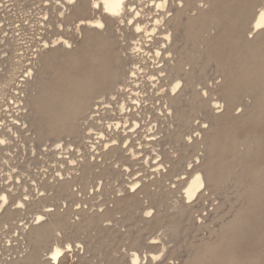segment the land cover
I'll list each match as a JSON object with an SVG mask.
<instances>
[{
	"label": "bare ground",
	"instance_id": "6f19581e",
	"mask_svg": "<svg viewBox=\"0 0 264 264\" xmlns=\"http://www.w3.org/2000/svg\"><path fill=\"white\" fill-rule=\"evenodd\" d=\"M37 3L21 30L76 38L43 40L25 68L15 30L0 37V264H166L182 248L184 264H247L235 243L264 205V141L239 129L264 121V0ZM210 189L240 203L213 229Z\"/></svg>",
	"mask_w": 264,
	"mask_h": 264
},
{
	"label": "rangeland",
	"instance_id": "374dc122",
	"mask_svg": "<svg viewBox=\"0 0 264 264\" xmlns=\"http://www.w3.org/2000/svg\"><path fill=\"white\" fill-rule=\"evenodd\" d=\"M1 2H0V5H2L3 3V9L2 10H4L5 12L7 11L8 13V15L5 13V12H0V14H3V16L1 15L0 16V37H7V35H9V37H10V35H11V33L10 32H13L14 30H15V34H17L16 36L18 37V39H22L21 41L22 42H20V43H23V44H25L24 46H27V47H25V48H27V49H25V52H24V60H26L25 62L27 63H25L24 62V65H25V68L28 66L29 67V65H30V67L31 66H34L35 68L37 67L38 68V66H39V63H38V57H40L43 53H45L46 52V50L44 49V46H42L43 45V40H46L47 38L50 40H53V39H55L56 37H60V35H61V37H64V38H66V39H75L76 38V33H75V30H73L74 28L72 27V28H67V27H64V30H63V27L62 28H59L60 29V31H59V29H58V31L57 32H53V33H49L48 34V32L46 33V31H45V29L42 31L41 29H38L37 30V27H32L33 26V24H26L25 25V27H23V29L24 30H21V26H19V25H21V21H20V19H18L17 20V18L16 17H22V15L20 14V9H21V13H22V6H24L25 5V7H31V5H34L33 6V8L34 7H38L39 6V4H41V3H37L38 2V0L36 1V0H29L28 2V4L26 3L25 4V1H27V0H18L19 1V4H21V6L19 7H17V6H15V4H16V1H8V0H0ZM9 3H8V2ZM22 1V2H21ZM8 3V4H6V3ZM24 2V3H23ZM32 2L34 3V2H36L37 3V5H35L36 3H34V4H32ZM2 3V4H1ZM12 3V4H11ZM13 3H14V5H13ZM9 5V6H8ZM28 5V6H27ZM14 6V7H13ZM8 7V8H7ZM15 7H16V9H15ZM8 10H7V9ZM10 8V9H9ZM19 8V9H18ZM12 9V10H11ZM14 10H17V11H15L14 12ZM10 11H12L11 13H10ZM37 11V10H36ZM12 13H13V15H12ZM16 13V14H15ZM5 14H6V17H8V16H10V18L14 21V23L16 24L15 26L13 25V26H11L12 28H14V29H12V28H7V27H9L10 26V24L11 23H13V21L11 20L10 22H9V20L7 21H5L6 23H5V25H4V21H3V23H2V20H5L6 19V17H5ZM15 14V15H14ZM12 15V16H11ZM20 15V16H19ZM14 16H15V19H14ZM7 22H9V23H7ZM18 22H19V24H18ZM28 21H26V23H27ZM8 24V25H7ZM7 25V26H6ZM4 26V27H3ZM31 27V28H30ZM1 28L3 29V30H1ZM20 30H19V29ZM33 28V29H32ZM10 29H12V30H10ZM19 30V33L17 32V30ZM27 29V30H26ZM7 30V31H6ZM9 31V32H8ZM21 31V32H20ZM1 32H3V33H1ZM6 32V33H5ZM8 32V33H7ZM41 32V33H40ZM21 33H23V34H21ZM43 33H44V35H45V38L44 37H42L41 38V35L42 36H44L43 35ZM2 34V35H1ZM20 34V35H19ZM39 34V35H38ZM60 34V35H59ZM22 35H23V37H22ZM24 35H25V38H24ZM51 36V37H50ZM68 36V37H67ZM22 37V38H21ZM55 37V38H54ZM8 38V37H7ZM29 39V40H28ZM40 39V40H39ZM25 41H26V43H27V45H26V43H25ZM30 41V42H29ZM28 42H29V44H28ZM38 42H41V43H38ZM125 42H123V44H124ZM28 45H30V46H28ZM37 46V47H36ZM40 46V47H39ZM29 47V48H28ZM41 47H42V49H41ZM3 49H4V47H2ZM0 49L1 51L3 50V49ZM38 50V51H37ZM4 51V50H3ZM39 51H40V53H39ZM34 53H37V54H35L34 55ZM3 54V55H2ZM27 54V55H26ZM41 54V55H40ZM6 55V56H5ZM9 53L8 52H5V54H4V52H2L1 54H0V60L2 59H4V61L2 62V60L0 61L1 63L0 64H3V66L2 65H0L1 66V68H0V72L1 71H4L3 69H5V68H7L8 67V65H6V64H8V62H6V58H8L9 56ZM26 55V56H25ZM35 57H34V56ZM8 56V57H7ZM3 57V58H2ZM5 57V58H4ZM32 58V59H31ZM35 58V59H34ZM33 60V61H32ZM6 62V63H5ZM37 63V64H36ZM29 64V65H28ZM33 64V65H32ZM5 65V66H4ZM36 65V66H35ZM2 67H4V68H2ZM23 69V70H25L26 71V69ZM25 75H26V72H25ZM248 101V102H251V100L249 99V97H246L245 98V101ZM246 101V102H247ZM3 103L4 104H7V101H3ZM4 104H2V105H4ZM11 104V103H10ZM9 104V106H10V109H12V107H13V105H10ZM242 103H240V104H238V105H236L234 108H233V110H232V112H233V115H235V116H241L242 114H243V106L241 105ZM0 106H1V103H0ZM2 108L0 109V110H4V109H7V106L5 105V107L4 106H1ZM15 107V106H14ZM242 109V110H241ZM14 110H15V108H14ZM222 110H224L223 108L222 109H220V111H222ZM12 112H13V109H12ZM217 112V111H216ZM10 113L11 112H8V114H6L5 115V113L3 114V121L2 122H9L12 118L11 117H7V115H10ZM222 114L223 113H225V111H222L221 112ZM9 120V121H8ZM200 120H197L196 121V123L197 122H199ZM195 123V124H196ZM195 128V127H194ZM193 130V129H192ZM250 132H256L257 133V136H259V137H261L262 139H263V141H264V121L263 122H257V123H252V124H250V125H248L246 128H243V127H241L240 129H239V137L240 138H244V137H246ZM197 133L195 132V134L193 133V135L195 136ZM143 138H144V136H143ZM199 154H202V152H200ZM175 155H178V152L175 154ZM195 158L194 157H192V155L189 153V155H188V162H191V161H193ZM145 174V173H144ZM147 174V173H146ZM208 191H210V193H207ZM204 193L206 194H209V196H207V198H206V200L204 201V205H205V210L202 212V215H205L206 216V218H207V220H204L203 222H205V221H207V224L213 229L214 228V226H218V224H217V222L220 224L221 223V221H228V219L230 218V217H232L233 216V214L235 213V211H236V209H239V207H240V203H228L227 202V204H225V201H227V200H229V199H232V201H233V199H235L234 197H236V195L234 194L235 192H233V190L232 189H230L229 191L227 190L226 191V193H217V192H215V191H213V190H206ZM229 192V193H228ZM206 194V195H207ZM179 196H180V194H178ZM177 195V196H178ZM178 196V197H179ZM172 199H174V200H172L171 202H173V201H176L177 200V198L175 199L174 197L172 198ZM220 207L218 210H219V212H218V210L216 209V207ZM223 210H224V212H226L227 210V212H226V214L227 213H229V214H225V216H224V220L223 219H221V221H219L218 219H216V221L215 220H212V218L214 217V219H215V216L216 215H218L219 213H222L223 212ZM226 210V211H225ZM230 211V212H229ZM212 213L211 215H210V213ZM216 212V213H215ZM207 213H208V217H207ZM198 214H196V216H197ZM227 217V218H226ZM209 219V220H208ZM214 224V225H213ZM217 224V225H216ZM209 227V229H211ZM216 228V227H215ZM245 229H243V234H244V236H243V238L242 239H238L237 241L239 242V246H238V242L236 241V253L238 254V256L240 257L239 259L241 260H244L247 264H264V205H263V207L259 210V211H257V212H255V213H252L249 217H248V224H247V226L246 227H244ZM209 229H207V230H209ZM206 229H203V231L202 230H200V231H189L188 232V234H187V240L188 241H192L193 240V238H194V240H197V241H199L200 240V238L202 239V237H203V239L206 237V238H208V237H210V230L209 231H207ZM162 233V231L161 232H159V235ZM208 236V237H207ZM169 246H174V243H170V245ZM8 255L11 253V252H6ZM188 255V251H187V248H182V250H181V253L180 254H173V255H171V256H169V257H167V259L166 260H161L160 262H164V263H166V264H184L183 262L184 261H186V257H188L187 256ZM5 258H7V259H9L10 257H8L7 255H4L3 257H2V259L4 260ZM74 260H76V258L74 259ZM73 261L71 260V261H67V262H65L64 264H71ZM72 264H81V263H76V261H74Z\"/></svg>",
	"mask_w": 264,
	"mask_h": 264
},
{
	"label": "snow or ice",
	"instance_id": "6c2138e0",
	"mask_svg": "<svg viewBox=\"0 0 264 264\" xmlns=\"http://www.w3.org/2000/svg\"><path fill=\"white\" fill-rule=\"evenodd\" d=\"M261 18L264 19V13H261ZM57 255H59V251L57 252ZM53 258L55 259L56 257L54 256Z\"/></svg>",
	"mask_w": 264,
	"mask_h": 264
}]
</instances>
